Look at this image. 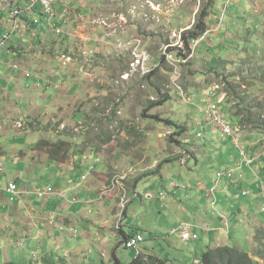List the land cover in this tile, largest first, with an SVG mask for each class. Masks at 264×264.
<instances>
[{
    "label": "rangeland",
    "instance_id": "obj_1",
    "mask_svg": "<svg viewBox=\"0 0 264 264\" xmlns=\"http://www.w3.org/2000/svg\"><path fill=\"white\" fill-rule=\"evenodd\" d=\"M56 1L60 6L58 11L66 6L71 13L66 19L67 24L60 27L61 35L48 30L47 35L38 36L45 35L36 47L26 45L25 49L21 48L23 51L18 53L17 59L26 55L28 64L13 61L12 65L21 70L14 72L10 67L6 75L11 78V85L0 84L13 94L8 96L9 99L7 95L1 97L5 99L0 113L2 168L7 166L10 179L18 180L21 186L34 192L53 186V171L55 181L60 175H69V172L61 174L55 163L47 165L49 158H56L61 167L78 168L73 166L75 157L78 158L83 151L84 154L97 151L99 154L91 152L92 157L83 160L86 163L82 170L76 172L79 182L83 181L82 173H89L93 178L97 170L99 173L109 170V174L103 177L113 175L115 179L136 170L138 188L135 193L140 198L135 194L131 198V231H140L138 233L145 240L137 249L120 245L115 250L129 258L124 264L132 263L140 250L175 263L193 264L210 247L207 233L195 228L200 240L186 243L172 231L182 221L191 225L192 221H197V204L212 207L213 198L201 197L199 187L209 189L216 173L226 166L221 165L219 151L213 146L212 123L207 122L203 113L204 100L209 98L219 105L216 94L226 93L228 104L236 108L238 114L250 118L251 125L253 121L264 133V0H214L206 20L208 31L189 48L185 47L182 34L192 30L204 8L209 6L208 0ZM58 14L62 17L61 13ZM39 17L38 11L36 18ZM8 18V11H0V25ZM28 33L23 36L30 37ZM167 54L182 63L169 61ZM138 57L149 61L150 74L143 76L134 72L132 64ZM28 73H31L30 77H26ZM176 73L180 75L179 84L185 94L174 86ZM53 80L57 82L56 86ZM16 81L19 82L18 91L12 85ZM217 86H222L221 90L216 89ZM56 87L58 90L54 93ZM209 91L213 93L209 95ZM191 93L196 95L194 99ZM48 95L54 97L46 102ZM159 102L164 104L152 108ZM228 107L224 104L222 111L227 113ZM161 120L186 129L187 134L179 136L181 140H189L193 148L189 156L183 155L182 149H178L179 144L173 146L172 135H167L170 130L171 133L177 131L176 127L172 125L168 130L169 124ZM255 127L249 130L252 132ZM133 131L138 133L134 135ZM148 132L151 137L147 136ZM236 133L242 143V129L237 127ZM159 134L167 138L160 141ZM215 139L222 145L221 152L229 149L232 153L229 155L237 157L240 154L232 139L219 130ZM255 141V137L249 136L242 143L243 149L250 152L249 142ZM51 144L55 145L51 147ZM191 146L184 144L183 148L191 150ZM18 154L30 160L18 159ZM33 158L38 161V168L32 169ZM156 161L158 166L150 170ZM19 167L25 176L16 172ZM29 169L41 172L39 177L42 178L34 181L36 172L30 175ZM108 188L110 183L103 191ZM222 189L219 187L216 194L221 196ZM116 190L122 192L121 187ZM260 190L259 187L258 192ZM171 197L173 201H170ZM38 200L34 197L32 202L35 204ZM237 201L244 203L243 200ZM49 202L55 203L51 199ZM54 210L45 211L41 221L37 222L38 228L27 223L28 212L23 216L25 224L18 228L11 226L17 225L13 214L20 215V212L0 215V264H60L63 260L68 264L83 261L85 264H103V258L94 247L82 250L79 256L72 254L71 250V255L64 256L66 249L79 247L81 243L86 223L84 214L76 225L80 232L75 227L78 230L76 236L56 234L52 240L46 239L47 243L39 246L50 222H60V216ZM258 214L261 210L257 212L261 220ZM95 216L92 213L87 215L89 220ZM34 218L37 217L34 215ZM209 219L218 223L217 217ZM71 229L74 228H70V232ZM39 231L42 233L40 238L37 237ZM224 231L227 241L238 240L235 246L248 252L253 234L246 227L233 226ZM222 232L219 234L223 239L225 234ZM169 236H178L183 244L178 246L176 240L170 244ZM58 237L60 241H57ZM33 242L35 246H32ZM27 249L32 258L30 263H22L14 256V260L6 258L11 254L25 255ZM107 260L108 257L106 262H109ZM111 263L115 264L114 261Z\"/></svg>",
    "mask_w": 264,
    "mask_h": 264
},
{
    "label": "crops",
    "instance_id": "obj_2",
    "mask_svg": "<svg viewBox=\"0 0 264 264\" xmlns=\"http://www.w3.org/2000/svg\"><path fill=\"white\" fill-rule=\"evenodd\" d=\"M250 5L251 4H249V6ZM56 8L58 10L60 9V6L58 3L56 5ZM39 18L41 19V17ZM6 22L9 23L8 26L7 24L5 25ZM6 22L3 25H0V28L2 30L0 32V35L3 31L9 28L11 18H8ZM27 32H29L28 35L30 36L27 38L18 37L16 34H14L12 41L7 46L6 51H3L1 53L0 57L2 60V64H0V84H2V86L4 84H5L4 86L11 85L9 81L11 78H9L10 76L6 75V73L9 72L8 69H10V67L13 69L11 70L14 72H19L21 70L19 68L14 69V66L12 65L13 61L15 62L18 61L25 65L28 64V62L25 61L26 55L25 56L22 55L21 59H17L18 53L19 52L21 53L23 51V50L21 51V48L25 49L26 45H31V47H36L39 44V42L42 39H44L43 37L47 35L48 30L46 31L44 27L42 26H35V27L30 26ZM41 34H45V35L40 36L38 38V36ZM28 49H31V48H28ZM220 61L222 60L220 59ZM212 68H215V66H212ZM13 75H19V74H13ZM20 76H22V74H20ZM30 76H31V73L30 74L28 73V76L26 77H30ZM37 78L39 77L37 76ZM54 80H53V85L56 86L57 82H54ZM18 84H19L18 81L12 84L15 87V91H18ZM2 86H0V113L3 112L2 106H4L5 104L4 102L5 99H2L1 97L2 96L5 97L7 95V99H9L8 96L13 95L11 92L7 91L6 87H2ZM54 89H55L54 93H57L56 91L58 90V87ZM225 94L226 93L222 94V92H220L219 94H216L219 104L221 103L220 104L221 107L224 104H227L229 106L227 108V113H224L222 111L225 120L232 127H235L234 129H237V127L242 129L241 137H242L243 144L249 136L255 137L257 139V141L255 142H249L250 144L248 148L250 152H247L246 148H245L246 150L244 149L246 153L248 154L249 158L252 160L254 159L255 163L252 169L246 168V167H244L243 169H240L238 167L240 155H237V157L229 155L228 153L232 154L229 149H226L227 151L225 152H221V150L223 149L222 145L218 144L215 138H216V134L218 133V130L220 132L222 131L219 128H216L215 126L210 124L213 128L212 129L213 146L217 151H219L218 159L222 163L221 165H226L225 168L222 167L224 168L223 170H226V172L229 171L231 174L228 175L227 178H225L222 184H219L218 186L215 187L217 174L221 172L219 171L218 173H216V176L213 178L212 186L209 189L205 188L204 186L199 187L198 191L201 194V197L207 196V198H210V197L213 198L214 200L212 204L213 209L212 207L207 208V207H203L200 204H197V206L195 207V209H197L196 210L197 211L196 212L197 221H192L193 223L192 226L193 227L195 226L196 230L201 231L202 233H207L206 240L210 242V247H209L210 249L215 248V247H237L235 246V244L238 243V240L232 239L230 241H227L226 240L227 236L224 230L227 229L228 227H233V226L234 228L246 227L253 234V237L250 238L248 252L247 251L245 252H247L251 258L254 257V260L257 263L258 262L264 263V260H263L264 253L263 255L260 254V251H264V243L255 241L258 233L264 232V213H262V207L264 205V194L262 193L261 190L260 192H258L259 179L264 180V133L259 130V127L255 125L253 121H252L253 125H251L250 118L248 119L244 115L238 114L237 109L232 107L230 104H228L229 103L228 97H226ZM52 97L54 96L48 95L46 98V102L49 101V99H51ZM53 103L55 104L54 101ZM254 127L256 129L252 130L251 132L249 129H253ZM168 128H169L168 130H170V126ZM133 132H134V135L138 133L136 131H133ZM174 133H171V130H170V132H168L167 135L171 136ZM184 134H187V131ZM244 134H249V135L247 137H243ZM147 136L151 137L149 132ZM142 138L147 140L145 136H143ZM158 138L160 139V141H163L167 137L166 135L159 134ZM180 138L181 137L179 135L175 136L173 139L171 137V140L173 143L172 145L176 146L177 144H179L178 149H182L183 155L189 156L191 154L190 151H192L193 148L191 144L189 143L188 139L181 140ZM147 142L149 144L152 143V141H147ZM63 143L64 142H62V144ZM184 144L190 145L191 150H185L183 148ZM53 145L55 144H51V147ZM176 150L177 149H174V152H176ZM91 152L97 153V151H92V150ZM91 152L89 154L87 153L84 154V151H83V153L79 155L78 158L75 157L76 160L75 162L73 161L74 162L73 166H77L78 168L61 167V165L56 163L55 161L56 158H49L46 163L47 165H49L50 162L55 163L58 165L57 167L61 171V174H64V172H69V175L68 177L65 175H60L55 181V171H53L51 174V176L54 177L53 186H48V188H50L51 190L46 189V188H44L43 190L44 191L48 190L50 192L53 191L55 193H52L49 196L44 197V198L42 197L40 200H43V201L38 200L37 202H35V204L32 202V200H34V197H37L34 195V191L27 186L26 187L21 186L19 181L16 179L14 180L10 179L11 178V175L9 174L10 170L7 169V166H5V168H2L3 165L0 163V184L4 185L9 182H17V184L21 187L23 191H28L27 194H23V199L18 202H11L10 199L6 196V194L0 192V215L2 214L7 215L9 213V216H10L11 215L10 213L13 214L15 212H20V215L13 214L16 217L15 222H17V225L11 226L12 228H18L20 225L25 224L23 221L24 220L23 216L25 212H28L30 217L26 220L27 223L35 224L36 228H38L39 224L37 222L41 221L40 217H42L45 211H49L50 209H55L54 211L60 216V220H59L60 222L59 223L55 222L54 224H52V221L54 220L50 222L49 227L43 233L44 234L43 238L45 239L39 242V246H43L45 243H47L46 239L52 240L53 236L56 234H58L61 237H63L65 233L66 235L68 234V235L76 236L78 230L75 227L79 229V227L76 225L80 221V218L82 219L84 218V216H82V214H84L85 219L83 220H85L86 223L84 224L85 230H84L83 237L80 238L81 243L79 244V247L66 249V253L64 254V256L66 257L68 255H71L69 250L72 251L71 252L72 254L74 253L78 255L82 252V250L88 249L89 247L90 248L94 247L95 249H97V252L103 258V261H104L103 264H112L111 263L112 261H114L115 264H124V261H126L129 258H127V256L120 255L118 251L115 250V248L120 245L123 246L124 242L129 237L134 236L136 234H140L138 233L140 231H135V232L131 231V202H133L131 198H133V194H135L136 198H140V195H137L135 193V191L138 188L137 186L138 176L135 175L136 170H134L135 171L134 173H131V174L125 173L123 175H119L118 178H115V179H113V175L108 176V178H105L103 176L104 174H107L109 170H106L105 173H99L97 170V172H95V174L93 175V178L90 176V174H87V180L79 182L78 181L79 178L76 172L78 171V169L82 170L83 164L86 163L83 160H85L86 158L89 159ZM17 157L18 159H21V160H26V161L30 160L29 158H26L27 156L25 155L23 157H20L18 154ZM91 157L92 156H90V158ZM33 159L31 163V166L33 167L32 169L38 168L39 166L38 164H36L38 161L35 159L33 160ZM105 159L107 160V158ZM183 161H184V158H182V162ZM61 162H64V161H61ZM21 165H24V162ZM113 166H115V163L113 164ZM156 166H158L157 161L150 167V170L153 168H156ZM21 168L20 167L17 168L16 172L20 173L21 176L23 175L25 176V173L24 171H21L22 170ZM31 170L30 169L28 170L29 171L28 174L30 175H33L36 172L35 176L37 178L33 179L34 181H38L39 179L42 178V176L39 177L41 175V172H37V171L31 172ZM83 175L85 174L82 173L81 176ZM65 179H67V184L65 183ZM109 183H110V188H108V190L104 192L103 188ZM118 187H121L122 192H119L116 190L118 189ZM214 187H215V192L212 193L211 190ZM219 187H223L221 196L216 194ZM56 192L61 193V195L56 194ZM244 192H248L249 195L243 196ZM259 193H261L262 197ZM47 199L49 201L51 199L55 203L51 204L49 201L47 202ZM172 199L173 198L171 197L170 201H173ZM123 200H124V203H123ZM237 200H243L244 203L240 204ZM171 203L172 202H169V204ZM122 205H124V208ZM95 207H97V209L93 210V208ZM84 208H88L89 210L87 212L83 211ZM81 210L83 211L82 213H81ZM258 210L259 212L261 210V214H258L262 218L261 220L257 216ZM205 212L207 213V215H205ZM91 213L96 214L93 220H89L87 217V215L88 214L91 215ZM34 215L37 218H34ZM232 215L234 217L231 219ZM216 217L218 218V223L211 222L209 219V218L215 219ZM18 218H20L21 221H19ZM181 223H189V222L182 221L179 224ZM70 228H74L75 230H77V232L76 233L70 232L69 230ZM206 229H207V232H204ZM79 232H80V229H79ZM221 232L225 234L223 239L221 238V235L219 234ZM16 234L15 236L17 237ZM41 234L42 233L39 231L37 237L40 238ZM175 240L177 241L178 246H180V244H183V242L179 240L178 236H175V237L169 236L168 238V241L170 244H173ZM57 241H60V237H58ZM7 242L11 244V241L9 238H7ZM230 242H232L233 244H230ZM35 244L36 243L33 242L32 246H35ZM57 245L60 247L59 242H57ZM238 248H240V246H238ZM129 254L131 257V253ZM11 255L12 256L7 255L6 258L8 260H11V259L14 260L13 259V256H14L19 261H22V263H25V262L30 263L32 261L31 255L29 253V249L26 250L25 255H13V254ZM139 255L144 256L146 260V257L152 254H147L140 250ZM106 257H108L107 261L109 262H106ZM60 264H68V263L65 260H63ZM79 264H85V262L83 261L82 263H79ZM87 264H95V262H90Z\"/></svg>",
    "mask_w": 264,
    "mask_h": 264
},
{
    "label": "built area",
    "instance_id": "obj_3",
    "mask_svg": "<svg viewBox=\"0 0 264 264\" xmlns=\"http://www.w3.org/2000/svg\"><path fill=\"white\" fill-rule=\"evenodd\" d=\"M6 3L4 6L3 4ZM57 1L56 0H0V10L8 11L9 16L11 18L10 26L9 28L0 36V56L3 51H6L8 44L12 40V36L14 34L19 35L18 31L23 29L24 22L22 21L23 17H28L27 22L29 23V26L32 24L33 26H42L44 29L51 30L52 32H56L57 34L61 35V29L60 27H63L67 24V18L70 16L69 14V8L64 6L60 11L56 8ZM57 9V10H56ZM39 11V14L41 16L40 18L34 17V14ZM58 13L62 14V17L59 16ZM27 28V30H28ZM26 30V31H27ZM63 58H66L63 56ZM167 58L171 62H177L182 63V61H176L174 59V56L172 54H167ZM0 64H2V60L0 57ZM133 70L135 73H141L143 76L148 75L152 72V69H150V63L145 58H137V61L132 64ZM14 69H17V66H14ZM179 72V71H178ZM180 82V75L176 73V77L174 79V86L177 88L178 91L185 94L182 87L179 84ZM222 86H217L216 89L221 90ZM213 93L209 91V95ZM192 98L194 99L196 95L194 93H191ZM215 95V93H214ZM205 106H204V116L207 118L209 122L212 123L213 126L216 124V128H219L224 135L231 138L234 145L240 152V160L238 167L240 169L246 168H253V165L255 163L254 159H250L246 151L243 149L241 145V140L239 139L236 129H234L231 125H229L225 119L223 118L222 114V108L219 107L216 103H214L211 99L206 98L204 100ZM90 172V171H89ZM89 174V173H88ZM231 173L226 170H223L217 174V179L215 182V187L219 184H222L225 178H227L228 175ZM82 180H87V174L82 176ZM215 187L212 188L211 192H215ZM259 187L264 194V181H259ZM51 190V189H49ZM0 192L8 194L10 197L11 202H18L23 199V194H27L28 191H23L21 187L16 182H9L6 184H0ZM49 192V193H48ZM32 193V192H30ZM55 192H50L48 190L42 191L40 189L39 195L37 196L34 192V195H36L39 199L42 197H47L50 194ZM57 193V192H56ZM29 194V193H28ZM249 195L248 192H244L243 196ZM149 198H152V195L149 194ZM124 203V200H123ZM124 208V205H122ZM262 213H264V205L262 207ZM55 221H52V224H54ZM192 226L189 223H181L179 227H176L172 233H178L179 238L183 242H188L195 236L192 234ZM71 231H74L71 229ZM207 232V229L205 230ZM144 241V237L141 234H136L134 236H131L130 239H127L124 242V246L128 249H137L139 245Z\"/></svg>",
    "mask_w": 264,
    "mask_h": 264
},
{
    "label": "trees",
    "instance_id": "obj_4",
    "mask_svg": "<svg viewBox=\"0 0 264 264\" xmlns=\"http://www.w3.org/2000/svg\"><path fill=\"white\" fill-rule=\"evenodd\" d=\"M208 1L210 2L209 6L207 5L208 7L204 8V10L202 11V14L199 17L198 21L191 28L192 30L191 31H186V32H184L182 34V37H183L182 39H183V41L185 43V47L186 48H189V46L194 41L199 40L208 31V28L206 26V20L209 17L210 12H211V10H212V8L214 6V0H208ZM0 11H2V10H0ZM36 14H35V17H36ZM24 19L25 18H22V21L29 25V23L27 22V19H25V20ZM30 26H33V25L31 24ZM33 27H35V26H33ZM45 30L47 31L48 29H45ZM5 31H3V32H5ZM163 104L164 103H162V102L155 103L152 106V108H154V107L156 108V107L161 106ZM220 104H219V107L222 108L220 106ZM222 114H223V112H222ZM151 117L153 118V116H151ZM223 118H224V116H223ZM154 119H157V118H154ZM161 122H167V124H169L170 127H172V125H174L176 127V129H178V131L175 132L171 136L172 139L175 136L186 132V129L181 127L178 124L170 123L169 121H166V120H161ZM207 122H209V121H207ZM233 128H235V127H233ZM180 130H181V132H179ZM195 228L196 227L194 226L193 227V233H192L193 236H195V237L192 238L188 242H193V241H196V240H200V236H199L198 233L195 232ZM204 232H206V231H204ZM255 241L264 243V232L263 233L259 232L257 237H256V239H255ZM188 242H186V243H188ZM263 253H264V251H260V254L263 255ZM196 261H199V264H259L254 259H252L247 252H245L244 250H242V249H240L238 247H215V248H211V249L209 248L200 257L196 258L194 260L193 264H195ZM130 264H192V263H190V262H186V263L178 262V263H175V262H173V261H171V260H169L167 258L161 259V258L157 257L156 255L152 254V255H149L148 257H146V260H145L144 256L138 255V257Z\"/></svg>",
    "mask_w": 264,
    "mask_h": 264
},
{
    "label": "bare ground",
    "instance_id": "obj_5",
    "mask_svg": "<svg viewBox=\"0 0 264 264\" xmlns=\"http://www.w3.org/2000/svg\"><path fill=\"white\" fill-rule=\"evenodd\" d=\"M2 11H4V10H2ZM35 14H36V13H35ZM35 14H34V17H35ZM23 18L28 19V17H23ZM27 28H28V24H26V23L24 22V24H23V29L18 31L19 35H17V34H16V35H17L18 37H22V36L27 32V31H26ZM3 33H4V32H3ZM3 33H2V34H3ZM2 34H1V35H2ZM1 35H0V36H1ZM23 37H25V36H23ZM12 38H13V36H12ZM11 41H12V40H11ZM11 41H10V42H11ZM39 191H40V190H38V192H35V193L37 194V196L39 195ZM43 191H44V190H43ZM4 194H6V193H4ZM6 195H8V194H6ZM39 198H40V197H39ZM72 230H74V229H72ZM71 232L76 233L77 230H74V231H71ZM142 236H143V235H142ZM143 237H144V236H143ZM130 238H131V237H129L128 239H130ZM127 249H128V248H127Z\"/></svg>",
    "mask_w": 264,
    "mask_h": 264
}]
</instances>
